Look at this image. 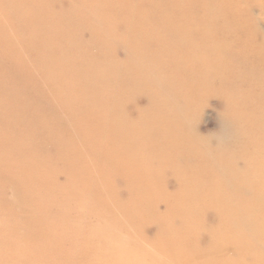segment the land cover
Listing matches in <instances>:
<instances>
[{"label":"bare ground","instance_id":"1","mask_svg":"<svg viewBox=\"0 0 264 264\" xmlns=\"http://www.w3.org/2000/svg\"><path fill=\"white\" fill-rule=\"evenodd\" d=\"M87 5L101 12H90ZM254 5L264 10V3L255 0H0V174L20 167L21 158L38 145L55 153L66 148L72 154L67 164L62 163L68 165L66 171L80 169L72 181L89 179V160L93 167L111 166L105 181L113 185L122 163L114 153L120 150L129 164L142 158L144 145L153 150L172 147L179 153L175 157L200 152L207 170L195 183L207 184L208 189L195 188L192 195L207 205L194 213L197 228L205 225L208 243L201 246V240L193 243L181 235L182 244L173 252L191 264H264V38L250 12ZM98 24L105 26L103 31L95 29ZM84 32L88 40L81 37ZM119 46L127 58L114 56ZM218 51V64L212 57L200 60ZM142 52L148 58L139 56ZM228 70L247 75L232 76ZM207 80L214 82L213 90L222 92L224 85L237 89L234 95L218 94L227 114L221 113L217 122L224 134L195 132V99L209 92ZM136 93L145 96V105L135 106L139 118L146 108L150 116L145 117L142 135L134 132L143 139L139 152L130 154L131 145L115 136L132 133V127L121 122L122 114H129L121 102ZM63 110L69 115L62 120L58 114ZM72 120L79 123L77 131L84 138H56ZM99 146L107 152L97 157L94 149ZM160 156L161 163L168 160ZM149 167L128 174L139 180ZM26 168L24 177H31ZM215 174L223 177L220 183L227 190L214 191ZM33 175L38 183L54 177L48 172ZM82 187L99 195V203L109 200L98 188ZM110 198L119 203L113 194ZM235 201L243 204L227 205ZM160 215L152 217L174 231L169 230L173 224L167 214Z\"/></svg>","mask_w":264,"mask_h":264},{"label":"rangeland","instance_id":"2","mask_svg":"<svg viewBox=\"0 0 264 264\" xmlns=\"http://www.w3.org/2000/svg\"><path fill=\"white\" fill-rule=\"evenodd\" d=\"M255 1L264 3V0ZM75 2L73 3L77 6L78 2ZM96 7L86 6L90 12H93V8L96 13L101 12ZM250 12L255 20L256 29L264 38V10L254 5ZM98 25L95 29L99 32L103 31L105 26ZM121 35L126 36L127 34ZM81 37L88 40L89 33L84 32ZM217 45L222 46V40H217ZM124 53L123 48L119 46L115 49L114 56L118 59H125L128 55ZM140 55L145 59L149 56L144 52ZM211 57L218 64L217 61L222 58V53L219 51L213 55L205 53L200 60ZM184 69L185 67H181L179 71L184 72ZM213 69H216V66ZM229 73L240 77L247 75L246 71L239 70H230ZM206 82H209L208 85L211 86L206 89L209 92H202L203 94L196 96L195 99L197 104L193 116L195 132L211 136L224 134L225 130L223 128L220 130L217 122L221 113L222 115L227 114L224 110V102L218 94L222 97L234 95L237 89L224 85L220 92V90L212 89L214 82L211 80ZM14 93H17L16 89L11 95ZM137 95L141 94L129 95L121 102L124 113L126 114L127 111L129 113V116L122 114L121 122L133 129L135 126L134 131L130 127L132 135L123 133L115 136L120 143L131 145L130 154L139 152L142 144L140 141L143 139H138V134L142 135L141 128H143L145 117L150 116V108H146L143 119L139 118L135 106L140 104L143 107L145 96L138 97ZM14 105L21 109L24 108L23 104ZM32 109L31 107L30 111ZM67 110L58 114L59 117L62 116V120L63 117L69 115V110ZM45 118L51 119L49 114H45ZM68 124L58 132V135L55 134L56 138L65 140L63 138L70 136L73 141L76 137L84 138V134L77 131L78 122L72 120ZM136 131L138 134H134ZM55 135L52 134V138H55ZM82 147L85 149L84 146ZM145 149L144 145L142 158L135 159L130 164L124 159L126 155L122 150L118 152L119 154L114 153V158H120L122 162L118 167L120 169L116 185L105 181L109 178L110 172L112 173L111 166L107 167L109 170L101 164L93 167L92 160L88 161L91 163L90 167L93 168L90 169L89 179L81 183L72 181L71 178H75L78 175L77 170L80 169L74 167L68 171L64 169L68 167L64 165L67 164L66 160L73 158L66 148H64L65 151L56 150L55 153L45 146L38 145L21 158L22 162L26 158L25 163L27 164L19 162L20 167L6 168V172L0 174V264H191L186 256H177L173 248L182 244L181 235L188 237L184 239H190L193 243L201 240V246L208 243L207 234L203 232L206 229L203 228L205 225L197 228L198 218L194 213L197 209L205 210L203 207L207 205L200 204L203 198L200 199L196 194L192 195L195 188L200 192L208 189L207 184L195 183V178L205 174L206 163L201 162L200 152L197 153V151H188L187 155L181 153V157H175L179 153H173L175 149L172 147L159 150L146 149V151ZM80 151L84 153V150ZM105 151L107 152L106 147L99 146L94 149V155L96 153L98 157L99 153ZM160 155L168 160L161 163ZM10 159L14 161L15 154L11 155ZM123 159L125 162L122 161ZM147 165L150 166L149 169L140 175L139 180L128 174L132 172L131 170ZM26 166H28L27 171L31 170L32 175L28 178L24 177L27 172L23 167L26 168ZM121 169H124L122 173ZM34 171L52 173L53 180L38 183L33 175ZM215 175L213 178L217 181L213 185L215 184L214 187L217 189L214 191L220 193L227 190L228 186L220 183L223 177ZM32 180L36 183L35 181L32 183ZM82 185L98 188L103 195L108 193L109 200L105 202L106 204L99 203V195L96 196L89 190L84 191ZM111 194L118 198L119 203L111 200ZM230 203L241 205L243 201L229 202L227 205H232ZM153 213L161 214L160 216L167 214L173 224L169 230L174 231L169 232L166 225L158 222L160 219L152 217ZM210 226L214 228L216 225L211 223ZM222 231L227 232V229H222ZM201 234L204 235L201 236L202 239H197ZM225 252L228 255L229 249H225Z\"/></svg>","mask_w":264,"mask_h":264}]
</instances>
